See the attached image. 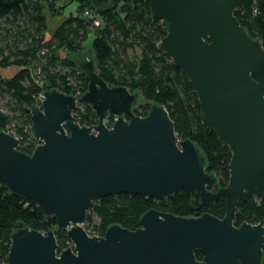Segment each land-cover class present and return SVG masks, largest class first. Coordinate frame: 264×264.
<instances>
[{
    "label": "water",
    "instance_id": "obj_1",
    "mask_svg": "<svg viewBox=\"0 0 264 264\" xmlns=\"http://www.w3.org/2000/svg\"><path fill=\"white\" fill-rule=\"evenodd\" d=\"M254 1L131 0L148 3L152 23L164 33L163 56L186 75L204 121L229 149L227 184L214 190L218 181L206 169V155L177 135L163 105L134 115L146 100L107 83L87 47L71 56L88 81L86 90L75 96L52 88L31 107L38 144L30 154L19 150L16 136L0 130V187L54 216L71 246L58 252L53 231L19 227L3 264L262 263L264 222L234 224L239 201L264 199V49L234 14L240 8L250 14ZM110 4L90 0L95 10ZM79 105L95 112L96 124L76 121ZM108 116L114 117L110 125ZM178 191L190 196L192 208L223 198L224 216L149 209L134 230L112 224L96 236L83 227L92 202L101 197L165 199Z\"/></svg>",
    "mask_w": 264,
    "mask_h": 264
},
{
    "label": "trees",
    "instance_id": "obj_2",
    "mask_svg": "<svg viewBox=\"0 0 264 264\" xmlns=\"http://www.w3.org/2000/svg\"><path fill=\"white\" fill-rule=\"evenodd\" d=\"M58 1L0 0V93L8 94L12 105L8 115L0 112V130L9 132L11 127L12 135L20 141L19 150L32 152L38 141L33 137L30 109L49 89L57 88L75 96L86 90L88 81L71 56L86 48L91 34L98 74L110 85L140 93L148 103L133 109L136 116L147 115L151 104L163 105L177 135L190 139L206 155V169L218 181L214 190L224 187L228 182L231 153L204 121L197 95L186 75L163 56L159 43L164 33L160 25L152 23L148 3L141 6L133 5L131 0H110L107 9L95 10L90 0H64L66 4H76L75 9L46 38L45 11L60 15ZM87 11L98 15L99 20L94 15H85ZM234 14L240 25L261 41L264 49V0H255L250 14L241 8ZM135 49L139 50V56L128 58L127 52ZM9 68L13 74L4 78L2 70ZM73 115L80 125L97 123L95 112L88 105H79ZM113 119L108 116L106 125L112 124ZM149 209L187 217L207 212L222 218L226 202L220 198L207 206L192 208L190 196L184 191L165 199L109 195L92 202L83 227L96 236H102L112 224L134 230ZM243 222H264V199L251 197L238 202L234 224ZM19 227L43 233L53 231L58 252L71 246L66 230L57 228L54 216L45 215L39 205L29 206L21 197L0 187V264L6 263L11 234ZM195 255L201 258L199 252ZM261 264H264V251Z\"/></svg>",
    "mask_w": 264,
    "mask_h": 264
},
{
    "label": "rangeland",
    "instance_id": "obj_3",
    "mask_svg": "<svg viewBox=\"0 0 264 264\" xmlns=\"http://www.w3.org/2000/svg\"><path fill=\"white\" fill-rule=\"evenodd\" d=\"M76 4H66V2L64 0H60L56 3V7H59L61 10V14L60 15H52L50 14L49 10L45 11V16H46V28H47V33H46V38H49L50 34L52 31H54L57 26H59L61 24V22H63V20H65V18L68 16L69 12H73L75 9ZM94 15V14H93ZM95 16V20H99V16L94 15ZM93 17V16H92ZM91 38L92 35L90 34L87 38V43H86V48L87 47H91ZM60 56L64 57L65 53L63 52H59ZM140 52L138 49L133 50H129L127 52V57L133 59L135 56H139ZM3 73L2 76L4 78H6V76H10L11 74H13V69L9 68L7 70H2ZM40 101V98L37 100V102ZM146 103H148L147 101H145L143 104H137V107L139 108L141 105H145ZM11 104H10V97L8 94L6 93H0V112L3 114L8 115L9 112L11 111ZM11 125V124H10ZM8 127V130L11 134H14V130H10ZM84 226V224H83Z\"/></svg>",
    "mask_w": 264,
    "mask_h": 264
},
{
    "label": "built area",
    "instance_id": "obj_4",
    "mask_svg": "<svg viewBox=\"0 0 264 264\" xmlns=\"http://www.w3.org/2000/svg\"><path fill=\"white\" fill-rule=\"evenodd\" d=\"M85 15L89 16V17H92L93 16V13H90V12H85ZM95 24H98L97 21H95ZM41 98V97H40Z\"/></svg>",
    "mask_w": 264,
    "mask_h": 264
}]
</instances>
